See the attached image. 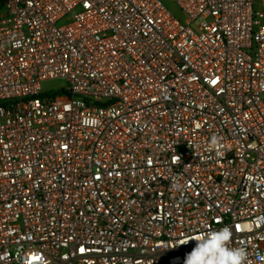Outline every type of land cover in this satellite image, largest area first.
I'll return each mask as SVG.
<instances>
[{"label": "built area", "instance_id": "1", "mask_svg": "<svg viewBox=\"0 0 264 264\" xmlns=\"http://www.w3.org/2000/svg\"><path fill=\"white\" fill-rule=\"evenodd\" d=\"M172 1H5L0 264H264V0Z\"/></svg>", "mask_w": 264, "mask_h": 264}, {"label": "clouds", "instance_id": "2", "mask_svg": "<svg viewBox=\"0 0 264 264\" xmlns=\"http://www.w3.org/2000/svg\"><path fill=\"white\" fill-rule=\"evenodd\" d=\"M204 235L196 238L197 247L186 255L185 264H243L247 253L243 248H229L231 230L226 226L213 231L210 239L204 242Z\"/></svg>", "mask_w": 264, "mask_h": 264}, {"label": "rangeland", "instance_id": "3", "mask_svg": "<svg viewBox=\"0 0 264 264\" xmlns=\"http://www.w3.org/2000/svg\"><path fill=\"white\" fill-rule=\"evenodd\" d=\"M166 7L179 19H184V15L178 6L172 0H162ZM68 82L66 80H52L43 83L44 90L48 92L49 95L62 94L66 88Z\"/></svg>", "mask_w": 264, "mask_h": 264}, {"label": "trees", "instance_id": "4", "mask_svg": "<svg viewBox=\"0 0 264 264\" xmlns=\"http://www.w3.org/2000/svg\"><path fill=\"white\" fill-rule=\"evenodd\" d=\"M6 0H0V9L3 7Z\"/></svg>", "mask_w": 264, "mask_h": 264}]
</instances>
